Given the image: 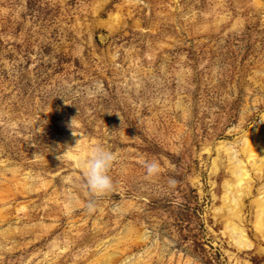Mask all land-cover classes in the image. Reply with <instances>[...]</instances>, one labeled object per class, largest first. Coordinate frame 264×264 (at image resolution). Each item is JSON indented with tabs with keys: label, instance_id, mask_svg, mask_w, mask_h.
I'll return each mask as SVG.
<instances>
[{
	"label": "rangeland",
	"instance_id": "374dc122",
	"mask_svg": "<svg viewBox=\"0 0 264 264\" xmlns=\"http://www.w3.org/2000/svg\"><path fill=\"white\" fill-rule=\"evenodd\" d=\"M263 123L264 0H0V264H264V166L249 246L216 211ZM96 143L118 161L89 213Z\"/></svg>",
	"mask_w": 264,
	"mask_h": 264
},
{
	"label": "bare ground",
	"instance_id": "6f19581e",
	"mask_svg": "<svg viewBox=\"0 0 264 264\" xmlns=\"http://www.w3.org/2000/svg\"><path fill=\"white\" fill-rule=\"evenodd\" d=\"M244 145L242 150L246 157L244 161L236 156V151H232L235 152L231 154L234 165L230 167V169H233L231 175L234 176L235 183L230 186L226 184L228 188L223 195L224 202L216 210L222 215L224 232H228L233 242L239 247L250 245L244 229L240 226L242 222L240 213L243 207L241 206V199H243L242 196L251 192V186L247 185L250 183L252 176L246 166L250 164L256 174H260L264 166V123L253 135L251 140L244 141ZM223 146L225 145L222 144L218 146V148ZM245 162H247V164ZM256 174L254 175L257 177ZM262 187L264 188V185ZM258 192L259 195L263 196L253 200L255 207L253 210L254 215L252 222L256 230L260 231L261 238L264 239V189L258 190Z\"/></svg>",
	"mask_w": 264,
	"mask_h": 264
},
{
	"label": "clouds",
	"instance_id": "9594fccd",
	"mask_svg": "<svg viewBox=\"0 0 264 264\" xmlns=\"http://www.w3.org/2000/svg\"><path fill=\"white\" fill-rule=\"evenodd\" d=\"M103 89L102 82H94L90 91L99 92ZM118 156L109 148L100 143L90 145L83 155L77 156L76 164L81 169L84 178V189L90 196V201L85 205L87 211L92 213L96 210L95 200L110 193L114 189V181L110 175ZM143 166L146 169L148 177H157L160 175V165L155 160H145ZM174 184L175 181H170ZM78 200L70 196L66 202V210L71 212L75 210Z\"/></svg>",
	"mask_w": 264,
	"mask_h": 264
}]
</instances>
